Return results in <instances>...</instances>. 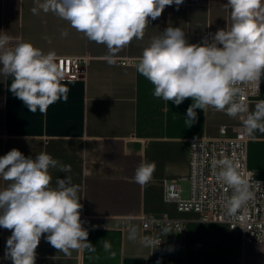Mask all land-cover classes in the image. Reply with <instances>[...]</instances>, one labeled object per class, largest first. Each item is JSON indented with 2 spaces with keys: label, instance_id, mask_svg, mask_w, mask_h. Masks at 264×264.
Returning a JSON list of instances; mask_svg holds the SVG:
<instances>
[{
  "label": "crops",
  "instance_id": "1",
  "mask_svg": "<svg viewBox=\"0 0 264 264\" xmlns=\"http://www.w3.org/2000/svg\"><path fill=\"white\" fill-rule=\"evenodd\" d=\"M227 3L228 0H184L179 10L175 4L166 6L159 18H149L143 39H134L116 53V63L110 65L104 59L108 55L105 45L88 40L51 11L38 9L34 15L31 9L37 6V0H0V33L30 42L44 53L54 51L57 57L87 58L76 78L64 74L62 83L69 89L67 101L58 100L46 114L39 109L31 113L11 93L12 77L0 75V157L15 148L26 158L35 159L46 152L61 164L71 165L67 173L49 169L51 186L56 187L57 178L66 176L80 186L81 223L89 233L87 242L95 247L94 251L72 250L71 256H66L52 247L44 234L36 249L35 264H124L128 257H158L161 264H172L187 259V235L202 221L198 213L179 211L165 198V183L182 178L187 187L191 138L218 137L223 125L227 135L234 136L241 121L225 112L196 109L197 120L187 127L184 120L193 100L187 98L177 106L154 97V85L137 72L135 64L152 38L169 26L180 27L189 44L205 39L210 43L217 30L231 26L230 10L224 7ZM65 30L66 37L61 35ZM18 42L13 39L6 47ZM129 57L134 60L129 61ZM262 99L264 76L259 96L249 110H254L255 102ZM147 127L160 131L145 132ZM94 148L105 161L120 169L112 176L95 172L88 164ZM144 161H154L156 170L148 184L141 186L133 177ZM248 164L264 180V133L257 131L250 136ZM8 183L0 177V190ZM142 214L168 216L179 220L180 225L167 227L170 233L162 230L161 243L155 248L144 242L147 232L139 219ZM133 226L137 234L130 239ZM10 236L11 230L0 227V264H13L5 258ZM105 239L112 245L110 251L103 247ZM243 247V259L249 262L253 247ZM111 252L116 255L113 257Z\"/></svg>",
  "mask_w": 264,
  "mask_h": 264
},
{
  "label": "clouds",
  "instance_id": "2",
  "mask_svg": "<svg viewBox=\"0 0 264 264\" xmlns=\"http://www.w3.org/2000/svg\"><path fill=\"white\" fill-rule=\"evenodd\" d=\"M184 0H37L38 9L52 12L69 22L76 31L108 49L104 59L116 63L115 54L134 39H143L149 18L156 20L166 6L175 4L177 10ZM230 10L231 26L217 30L209 43L189 44L180 27L169 26L152 38L142 51L135 67L139 74L154 85L153 95L179 106L187 98L185 125L191 127L197 120L196 109L212 108L238 118L249 136L264 133V99L256 101L249 110L244 100L245 89L259 91L264 76V0H228L224 5ZM61 35L66 37L67 31ZM13 39L19 42L6 47ZM0 75L11 76V93L31 113L39 109L46 114L48 107L58 100L68 99V87L62 83L64 73L54 51L44 53L30 42L20 41L0 33ZM218 169L219 182L232 189L224 207L229 216L249 201L254 193L249 177L238 162L225 156L212 162ZM71 172V165L61 164L50 154L41 152L35 159L26 158L13 148L0 157V177L8 181L0 190V227L11 230L6 241L5 258L13 264H35L36 249L44 234L46 241L59 252L71 256L72 250L95 247L87 242L88 231L82 227L78 191L71 176L57 178L51 186L49 169ZM156 170L155 162H141L136 168L134 181L146 186ZM260 185V182H255ZM242 219V217H240ZM165 233L170 229L165 227ZM137 229L130 228V239H135ZM148 245L157 248L159 239L144 238ZM105 251L111 243L105 239ZM114 257L115 252H111Z\"/></svg>",
  "mask_w": 264,
  "mask_h": 264
},
{
  "label": "built area",
  "instance_id": "3",
  "mask_svg": "<svg viewBox=\"0 0 264 264\" xmlns=\"http://www.w3.org/2000/svg\"><path fill=\"white\" fill-rule=\"evenodd\" d=\"M127 59L134 60L130 57ZM57 60L67 78H76L82 73L83 65L87 63V58L80 56H60ZM260 89L261 82L258 94L253 89H245L243 98L249 107L251 102L259 96ZM249 141L250 136L243 130L242 123L238 125L234 136H228L227 127L223 125L218 137L191 138L186 192L182 178H172L165 183L164 195L168 201L176 205L179 211L196 212L202 222L226 225L232 233L240 236L243 245L257 243L264 247V180L258 178L254 169L248 164ZM94 149L91 151L88 164L95 169V172L103 176H112L113 172L120 169L115 164L105 161L98 150ZM92 152L95 153L96 158L91 157ZM225 156L238 162L241 166L240 170L246 176L251 173L249 179L254 195L237 211L235 216H229L224 207L226 198L232 195V189L217 180L218 169L212 166L214 160ZM256 181L260 182V185H257ZM139 219L147 232L146 236L159 240H161V231L165 227L180 225L179 220L168 216L142 214ZM241 264H244V260ZM257 264H264V252Z\"/></svg>",
  "mask_w": 264,
  "mask_h": 264
},
{
  "label": "rangeland",
  "instance_id": "4",
  "mask_svg": "<svg viewBox=\"0 0 264 264\" xmlns=\"http://www.w3.org/2000/svg\"><path fill=\"white\" fill-rule=\"evenodd\" d=\"M158 130L160 131V129L153 127L144 129L145 132L151 133H157ZM91 157L96 158L94 152H92ZM187 245L189 248L187 259L172 264H241L244 260V247L240 236L232 233L223 224L201 222V225L195 231L188 233ZM262 253L260 251L259 257L255 261L254 257H251L250 261H247L248 264H256Z\"/></svg>",
  "mask_w": 264,
  "mask_h": 264
},
{
  "label": "water",
  "instance_id": "5",
  "mask_svg": "<svg viewBox=\"0 0 264 264\" xmlns=\"http://www.w3.org/2000/svg\"><path fill=\"white\" fill-rule=\"evenodd\" d=\"M124 264H161V260L158 257H128L125 259Z\"/></svg>",
  "mask_w": 264,
  "mask_h": 264
},
{
  "label": "trees",
  "instance_id": "6",
  "mask_svg": "<svg viewBox=\"0 0 264 264\" xmlns=\"http://www.w3.org/2000/svg\"><path fill=\"white\" fill-rule=\"evenodd\" d=\"M250 246L253 247L251 250V257H254V261H255V259H258V257H259L258 255H259L260 251L262 253V250H264V249H263V246L261 244H257V243H246L245 249H247V247H250ZM260 248H261V250H260ZM244 264H248L247 260H244Z\"/></svg>",
  "mask_w": 264,
  "mask_h": 264
}]
</instances>
